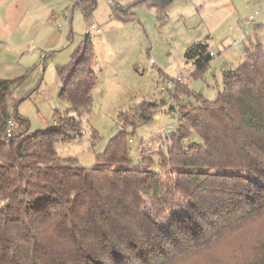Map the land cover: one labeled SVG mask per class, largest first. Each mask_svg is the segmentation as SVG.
Instances as JSON below:
<instances>
[{
    "label": "trees",
    "instance_id": "trees-1",
    "mask_svg": "<svg viewBox=\"0 0 264 264\" xmlns=\"http://www.w3.org/2000/svg\"><path fill=\"white\" fill-rule=\"evenodd\" d=\"M72 1L89 21L99 0ZM175 1L143 0L113 10L128 20L136 6L146 5L163 22ZM79 49L84 64L76 58L58 74L59 97L81 116L91 112L96 84L89 35ZM210 54L205 43L187 49L193 77L206 72ZM222 72L224 87L213 102L176 85L177 101L186 94L197 104L179 103L182 124L169 139L168 155L159 154L161 172L148 163L133 168L126 130L110 140L99 167L81 168L77 159L61 157L56 145L72 142L82 123L57 112L55 127L29 134V121L9 108L18 81L0 79V264H202L234 240L235 231L263 220V44L251 43L245 61ZM159 110L143 101L123 126L148 124ZM12 121L16 129L8 137ZM190 131L203 144H185ZM92 137L99 140L96 131ZM245 261L264 264V240Z\"/></svg>",
    "mask_w": 264,
    "mask_h": 264
},
{
    "label": "rangeland",
    "instance_id": "rangeland-1",
    "mask_svg": "<svg viewBox=\"0 0 264 264\" xmlns=\"http://www.w3.org/2000/svg\"><path fill=\"white\" fill-rule=\"evenodd\" d=\"M141 1L99 0L87 21L80 9H73L72 0H0V79L18 81L9 108L29 121V134L55 127L57 112L80 121L81 134L56 148L61 157L77 159L81 168L102 165L98 157L111 139L126 130L134 142L129 145L133 168L148 163L151 169L163 171L159 154L168 155L169 139L182 124L179 103L197 102L186 94L178 95L177 101V87L164 92L161 87L182 78L191 93L213 102L224 87L223 69H237L251 43L264 46V0H176L163 22L146 5L136 6L128 20L114 13L118 4L129 7ZM252 17L254 23L249 22ZM87 35L92 41L96 84L91 112L80 116L59 97L58 69L76 58L84 64V55L77 53ZM196 43L207 44L215 55L199 77H193L195 64L185 55ZM143 101L160 106L153 121L124 128V120ZM171 127L173 131L161 133ZM192 143L203 144L195 131L185 140ZM261 240L264 219L235 231V239L224 242L211 261L202 264H243L255 255Z\"/></svg>",
    "mask_w": 264,
    "mask_h": 264
},
{
    "label": "built area",
    "instance_id": "built-area-1",
    "mask_svg": "<svg viewBox=\"0 0 264 264\" xmlns=\"http://www.w3.org/2000/svg\"><path fill=\"white\" fill-rule=\"evenodd\" d=\"M255 21V17H252L249 22L250 23H254ZM211 56L215 57V55L213 53L210 54ZM177 84H184V80L182 78H178V79H174V80H171L170 83H168L165 87H161V92H164V91H169L171 89H174V87H176ZM172 115H175V114H172ZM16 129V126H15V123L12 121L10 122L9 124V130H8V133H7V136L8 137H11L13 131ZM171 132L173 131V127L171 128H164V129H161V133H164V132ZM131 144L134 143L132 140L129 141Z\"/></svg>",
    "mask_w": 264,
    "mask_h": 264
}]
</instances>
